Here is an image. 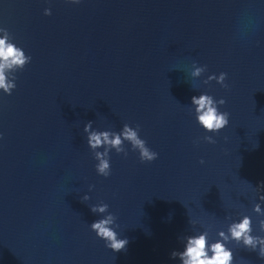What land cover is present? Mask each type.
<instances>
[{"label": "water", "instance_id": "1", "mask_svg": "<svg viewBox=\"0 0 264 264\" xmlns=\"http://www.w3.org/2000/svg\"><path fill=\"white\" fill-rule=\"evenodd\" d=\"M0 27L32 57L12 94L0 90V264H181L171 253L185 237L215 242L245 216L264 237V0H0ZM221 72L227 88L203 83ZM200 94L226 100L219 132L199 125ZM88 121L139 124L158 158L142 163L125 142L98 175ZM101 202L129 241L120 252L90 228ZM226 246L232 264H264Z\"/></svg>", "mask_w": 264, "mask_h": 264}, {"label": "clouds", "instance_id": "2", "mask_svg": "<svg viewBox=\"0 0 264 264\" xmlns=\"http://www.w3.org/2000/svg\"><path fill=\"white\" fill-rule=\"evenodd\" d=\"M68 3L78 4L80 0H67ZM46 16L51 15V9L44 10ZM0 90L7 95H11L16 88V76L18 70H23L24 67L31 62L32 57L26 55L25 52L17 47L12 42V37L6 28L0 27ZM206 66L194 67L191 72L193 77H199L205 73ZM227 73L221 72L219 76L210 75L203 81L205 85L210 81L216 80L222 87L227 88L225 83ZM226 104L225 99L215 100L211 95L200 94L191 98V105L194 107L196 119L200 126L206 131L216 133L225 128L229 124L230 113L218 110V105ZM93 121H88L84 125V133L87 134V144L93 152L94 158L98 161L96 164V172L98 175L105 178L111 175L110 156L111 150H115L117 154L123 153L128 155L125 148V142L131 145L133 151H138L139 159L142 163L152 162L158 158V153L152 151L144 139L140 138V125L135 128L125 123L120 132L109 130L98 131L93 130ZM203 139L208 143L214 144L216 141L212 136H204ZM103 148V151L97 149ZM204 163L203 160L200 161ZM94 185L89 186V190ZM90 197L84 195L81 201H88ZM260 200L264 201V195H260ZM109 205L99 203L90 206L93 214H106L103 218L95 220L91 223L90 228L96 233L97 237L105 242V246L113 252H120L126 249L128 244L127 238H118L114 227H119L116 222V216L108 211ZM254 211L259 215L264 216L260 211V205L254 206ZM259 227L264 232V219L259 221ZM230 236L225 237V233L221 231L218 235L220 239L209 243L207 233L185 237L186 243L183 251H173L171 257L179 258L181 264H232L233 252L226 246L230 240L236 241L252 250L257 251L260 258L264 259V237L252 235V221L249 216L243 217L239 222H233L229 226Z\"/></svg>", "mask_w": 264, "mask_h": 264}]
</instances>
